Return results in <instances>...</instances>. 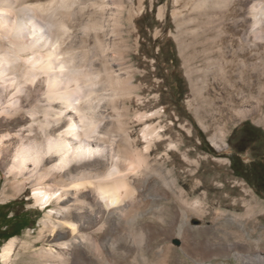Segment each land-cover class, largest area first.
Here are the masks:
<instances>
[{
	"label": "bare ground",
	"instance_id": "6f19581e",
	"mask_svg": "<svg viewBox=\"0 0 264 264\" xmlns=\"http://www.w3.org/2000/svg\"><path fill=\"white\" fill-rule=\"evenodd\" d=\"M200 1H215V5H220L215 6L217 10L231 17L239 16L238 20L243 23L239 37L248 52L227 44L231 46L229 57L232 59H226V46L222 43H217L218 47L222 45L217 50L210 43H203L201 47L204 62L212 63L217 59L223 75L239 73L244 79L243 88L250 92L252 83L248 78L253 67L247 59L255 43H262L264 48V0H237L244 3L240 10L232 4L233 0ZM122 12V0H0V167L12 191L23 192L28 187L35 205L41 209L53 205L56 209L51 215L67 219L54 222L49 214L40 231L53 237L50 241L56 242L60 249H69L72 244L88 239L87 234L76 236L74 223L77 206L87 197L97 205V208L90 206L93 214L89 221L93 227L108 214L129 213V206L137 199L135 186L141 183L143 170L146 173L151 170L153 174L171 163V158L165 154L162 161L154 159V166L149 164L150 153L161 138L155 127L146 126L141 130L144 147L137 150L135 141L129 139L127 122L122 120L123 108L120 107L124 95L135 89L130 75L124 74L121 58L115 55V43L121 40ZM192 47L196 49V45ZM193 52L195 54V50ZM214 53L222 59L211 56ZM261 82L264 85V76ZM230 86L232 96L238 87L233 83ZM108 120L113 121L112 125L100 129ZM123 136L129 146L128 156H120L118 152L117 141ZM210 140L218 150L225 146L223 140L213 134ZM166 148L176 147L167 144ZM184 157L187 162L185 154ZM147 174L148 178L150 174ZM164 175L166 190L178 187L177 179L166 178V175L171 176V171L166 170ZM147 178L141 184H147ZM201 186V179L194 178L192 191ZM240 187L237 198L232 196L233 188L228 194L220 192L212 197L209 190L189 205L194 209L195 218H204L210 211L212 219L218 222L217 227L210 226L206 231L225 240L233 238L235 246L252 250L244 255L233 252L235 258L244 264H264V256L256 251L264 243L248 242L264 218V206ZM179 195L187 204L190 194L181 187ZM152 197L151 202L155 204L157 199ZM215 199L217 207H209ZM225 202L227 205L223 207ZM110 209H113L111 213ZM186 217L180 218L181 224ZM85 221L80 222L84 229L89 227L88 220ZM125 221L130 223L133 217ZM65 227L69 233L61 231ZM16 241L14 237L4 243L0 253L3 263L11 257ZM60 253L53 248L42 250L28 257L27 263L62 264Z\"/></svg>",
	"mask_w": 264,
	"mask_h": 264
},
{
	"label": "rangeland",
	"instance_id": "374dc122",
	"mask_svg": "<svg viewBox=\"0 0 264 264\" xmlns=\"http://www.w3.org/2000/svg\"><path fill=\"white\" fill-rule=\"evenodd\" d=\"M122 1L123 14L119 23L121 40L115 43V55L121 58L124 74L130 75L133 82L130 81V84L135 87L134 91L130 89L129 94L124 95L120 107L123 108L122 120L124 118L127 122L125 127L129 139L135 141L134 148L137 150L144 147L140 139L141 130L146 126L155 127L161 138L150 153L149 164L154 166V159L160 162L165 159V154L169 155L171 163L159 172L153 171L152 174L151 170L147 171L149 174L151 172L148 178V174L142 171L140 180L147 178V184H141V181L135 186V199L138 200L129 206L130 214H108L91 227L89 219L93 209L90 206L97 208V205L87 197L83 204L77 206L79 213L75 212L74 223L77 226L76 236L87 234L88 239L84 243L72 244L69 249L56 246V242L50 241L54 238L49 237L46 231L40 234L46 216L51 215L56 207L50 205L41 209L35 205L28 187L23 192L12 191L0 167V233L5 231V234L0 235L9 236L7 231L15 220L22 221L24 225L23 230L14 236L17 241L11 257L5 263L0 258V264H28V257L50 248L61 252L62 264H244L232 253L244 255L252 252L251 249L235 246L233 238L225 240L220 235L206 231L210 226L217 227L218 222L212 219L210 211L206 218H195L194 209L189 204L209 190H212V197L220 192L228 194L235 189L232 196L237 198V190L241 186L264 206V196L255 190L253 178L247 180L237 175L231 169L230 162L233 147L242 138L245 129L253 130L258 135L256 139L259 141L252 148V153L258 155L264 152V85L261 82L264 76L263 44L255 43L256 47L247 59V63L253 67L248 78L249 83H252L251 91L248 92L243 88L244 79L239 73L223 75L217 59L212 63L204 62L205 53L201 47L203 43H210L217 50L222 47L217 45L222 43L224 46H239L240 51L245 49L248 52V47L239 37L244 28L238 20L239 16L231 17V14L226 15V12L217 10L215 6L220 5H215V1ZM232 4L240 10L244 3L233 0ZM194 45L196 49L192 47ZM228 47L224 49L225 58L232 59L229 57L231 46ZM217 53L211 56L221 60L222 57L216 56ZM232 83L238 89L231 96L229 90ZM106 123L100 129L110 127L113 121L108 120ZM212 134L223 140V149L218 150L211 143ZM117 144L119 155L128 156L130 150L124 136ZM167 144H173L177 149H167ZM252 159L257 157H242L244 163ZM166 170L171 171V178L167 175L166 178L177 179L178 187L166 190L163 184ZM196 177L201 179L203 186L192 191ZM130 178L132 176L128 180ZM181 187L190 194L187 204L179 195ZM218 187L224 188L223 191ZM152 195L157 199L155 204L151 202ZM216 202L215 199L209 207H217ZM226 205L227 202L223 207ZM112 211L110 209L109 213ZM55 215H51L54 222L62 219L67 221ZM184 215L187 217L181 224L180 218ZM128 217H133V221L126 223ZM83 219L88 220L86 225L90 229L82 228L80 222ZM259 222V229L249 239V243L257 240L264 243V218ZM181 225V234L177 237ZM61 231L69 233L66 227ZM5 242L0 240V253ZM256 251L264 256V246Z\"/></svg>",
	"mask_w": 264,
	"mask_h": 264
},
{
	"label": "trees",
	"instance_id": "16d2710c",
	"mask_svg": "<svg viewBox=\"0 0 264 264\" xmlns=\"http://www.w3.org/2000/svg\"><path fill=\"white\" fill-rule=\"evenodd\" d=\"M257 136V133L253 130L245 129L244 135L235 143L233 147L234 149L233 154L230 156V162L231 169L237 175L244 177L247 180L253 178L255 190L264 196V152L256 155V153H252L251 151L252 148H254L255 143L259 141L256 139ZM246 155L257 157V159H252L248 163H244L242 157ZM22 227H24L23 223ZM4 232L5 231L3 230L0 234H5ZM20 232H8L9 236L7 237L0 235V240L8 241Z\"/></svg>",
	"mask_w": 264,
	"mask_h": 264
},
{
	"label": "flooded vegetation",
	"instance_id": "af4514ba",
	"mask_svg": "<svg viewBox=\"0 0 264 264\" xmlns=\"http://www.w3.org/2000/svg\"><path fill=\"white\" fill-rule=\"evenodd\" d=\"M22 222L15 220L13 223L10 224L8 232L15 233L20 232L23 230Z\"/></svg>",
	"mask_w": 264,
	"mask_h": 264
}]
</instances>
